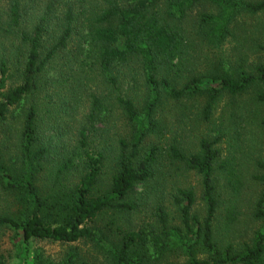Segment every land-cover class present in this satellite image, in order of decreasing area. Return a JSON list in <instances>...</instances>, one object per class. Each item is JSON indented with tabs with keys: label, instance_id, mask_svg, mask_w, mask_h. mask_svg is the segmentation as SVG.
Listing matches in <instances>:
<instances>
[{
	"label": "trees",
	"instance_id": "trees-1",
	"mask_svg": "<svg viewBox=\"0 0 264 264\" xmlns=\"http://www.w3.org/2000/svg\"><path fill=\"white\" fill-rule=\"evenodd\" d=\"M6 6L0 232H14L21 245L85 241L104 255L101 264H264V159L250 163L263 187L250 217L261 227L243 246L223 243L241 215L245 176L221 146L227 137L242 153L243 132L251 145L264 130V22L259 33L239 29L243 17L264 16V0ZM194 121L207 131L188 153L176 126ZM14 128L11 144L5 132ZM180 165L201 176L199 203L173 174ZM103 215L113 218L100 227ZM77 257L57 264H95ZM24 264L54 263L38 255Z\"/></svg>",
	"mask_w": 264,
	"mask_h": 264
},
{
	"label": "rangeland",
	"instance_id": "rangeland-1",
	"mask_svg": "<svg viewBox=\"0 0 264 264\" xmlns=\"http://www.w3.org/2000/svg\"><path fill=\"white\" fill-rule=\"evenodd\" d=\"M6 7V0H0V15H3V12L5 11ZM30 15L31 19H33V14ZM241 20L242 21L239 29L243 27L242 29H246L248 33H259L260 25L264 22V16H247L243 17ZM232 46L233 42L227 43V45H225L226 49L231 50L233 48ZM55 80L58 81L57 78ZM16 82H18V79L14 77V79L9 82V85L14 84ZM55 103L59 104L58 98H55ZM58 109H60L59 106L54 107L52 111L55 112ZM220 115H222L221 110H218L216 115H214L213 119H215L217 122L218 117ZM186 122L189 123V121L187 120ZM201 126L202 128H200V125L196 121L191 122L188 127H186L185 123L176 126L177 132L178 134H180V139L183 140L184 146L188 153L192 152L193 150L196 151L197 138L200 137L203 133H206L207 131L205 129L204 124H202ZM112 131L114 130L112 129ZM5 133L6 141H10V143L13 144L17 134L16 128H14L13 131L9 133L8 131H6ZM243 134L240 138V140H243L242 153L235 152V149L229 146V144L227 143V137L224 138L225 142L221 145L223 148V158L235 155L236 163L242 166L243 175L245 176V185L243 187V192L241 194L240 200L241 209L239 211H241V215L239 221L237 225L233 228V230L230 231V233L228 234V238L223 241V243L233 242L238 247L243 246V244L247 242H250L255 231L261 227L260 223L252 220L250 216L252 214L254 204L263 189L260 184H258L255 180L251 179V173L253 172L254 167H252L250 163H253L255 159H264V130L260 131L259 135H257L258 140L256 142H253L251 145L249 144L250 141H248L247 137H245L246 135L244 136ZM245 164L249 168V171L247 170V168L245 169ZM173 169V174H175L176 178L180 181V184L182 186L185 185L194 188L199 203L201 195V176L196 172L187 171L185 167H182L181 165L178 166L177 169L176 166ZM109 174L110 173H108L107 175ZM142 192L143 188L138 187L137 197ZM224 198H226V196ZM223 200L225 199H222V202ZM145 208H147V205L144 204L141 210L143 211ZM202 209L203 207L200 204L198 208L196 207V210H200L201 216H203L204 214ZM220 211L221 212H219L217 220V227L219 228L218 232L221 231L220 227H222L223 225V208H221ZM103 216H101L96 221V223L100 227H105L106 225H108L110 223V219L113 218V216ZM131 219L134 223L133 225H137L141 223L144 217L143 215L139 214L135 217H131ZM20 241V236H17L14 232L2 228V231L0 232V264H24L27 258H35L38 255H40L46 262L57 264L64 261L68 257V253L70 252L78 253V257L76 258L77 262L86 261L88 263L101 264L104 262L105 259L104 255L101 254L93 244L85 241L67 244V242L60 243L51 240L33 239L29 243V245H21Z\"/></svg>",
	"mask_w": 264,
	"mask_h": 264
}]
</instances>
